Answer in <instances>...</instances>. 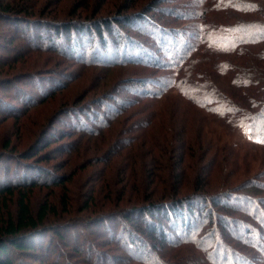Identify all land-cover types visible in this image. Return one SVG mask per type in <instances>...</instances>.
Masks as SVG:
<instances>
[{
	"label": "rangeland",
	"instance_id": "374dc122",
	"mask_svg": "<svg viewBox=\"0 0 264 264\" xmlns=\"http://www.w3.org/2000/svg\"><path fill=\"white\" fill-rule=\"evenodd\" d=\"M82 1L84 0L63 1V11L69 13L78 4L83 6L85 3ZM95 1L89 0L88 7L84 8L92 9ZM117 1L107 0L104 10L105 7L112 8ZM149 1L137 0L143 5L142 8ZM250 1L257 2L255 5L264 8V0ZM225 2L227 1L223 0L215 5V1L210 0H155L154 4L144 10V15L145 20L154 21L157 26L163 25L166 28L161 39L166 40L167 37L168 43L166 41L165 44L170 45H165L164 48L159 46L157 36L149 33L151 27L145 21L137 25L135 22L126 24L124 28L120 25L123 29L121 31L130 33L134 38L138 37L140 42L146 43L148 48L157 54L158 58L153 62L146 57L140 59L141 62L134 59V63L105 66L102 60H95L97 64L80 63L53 51L23 53L22 57L29 59L28 70L37 71L35 80L50 76L53 80L59 78L61 85H54H58L55 92L27 108L28 111L23 116H8L3 119L0 122V143L9 141L7 150L16 153L7 157L9 166L16 161L19 152L28 150L27 164L39 166L57 177L69 178L65 183L66 187L34 188L30 201L33 208L44 200L59 203L63 191H67L69 201L73 204L72 208L64 212L58 206L57 213H51L48 217L50 222L64 219L59 221L63 224H59H62L63 228L69 227L70 235L75 234L78 237L80 247L82 243L88 246L89 242L87 251L92 255L89 264H146L134 260L126 246L114 242L119 240L113 231L116 216L104 214L96 217L95 212L115 213L117 210V214H120L121 209L118 207L135 204L140 189L149 194L146 188H151L157 195L165 188L166 183L177 184L181 188L180 192L192 193L199 188L208 189V195L203 199L208 209L247 223L248 231L244 232L246 227H241L238 221L236 224L233 221L224 222L223 227L220 219L215 217L216 229L225 232L222 239L228 238V249L239 250L247 256L246 258H261L258 246L264 243V222L236 208L240 209L242 206L239 196L246 194L255 202L258 200V215L260 211L264 212V144L248 142L235 123L230 125L222 118L205 112L188 100L182 92L186 84L192 85L195 91L192 96L195 99L205 98L204 95L210 98L219 97L220 93L234 103V106L238 104L236 107L239 108L240 105L251 111L259 109V106L255 107L253 103L264 100V90L262 94L259 93L262 83L238 86L232 80L236 65L242 66L246 71L254 69L264 76V55H260L264 41L248 47L247 51L252 52L249 57V52L234 55L221 47L217 49L209 46L207 44H211L210 38L208 35L204 38L205 30H209L213 35L214 32L210 28L218 29L215 32L218 31L220 36L221 25H233L236 21L250 23V30L257 31L256 26L264 21V17L254 12L235 10L233 7L225 8ZM251 23H256V26ZM202 25L207 27L201 29ZM3 30L6 33L8 26L4 25ZM161 30L159 29V32ZM256 31L253 35L259 34ZM23 43V40L20 42L17 38L11 47H5L6 39H1L0 54H21L25 47ZM197 45L199 49L192 51L182 69L176 72L174 65L180 60L178 58L181 49ZM118 60L128 61L130 58L119 57ZM227 62L229 73L224 75L219 67L221 63ZM19 64L17 66H20ZM25 71L27 70L22 72ZM242 76L240 79H243ZM29 80V77H23L22 81L20 80L21 85H26L24 88L28 90L30 97L39 99V89ZM40 80L41 84L45 82ZM170 81L174 82L173 85L179 82L178 90L165 88L169 87ZM54 87L53 83L52 87L50 84L43 86L47 91ZM154 90H158V93L150 95ZM8 97V101L15 107L24 106L21 100L24 99V94L18 93L16 98L10 94ZM27 102L29 105L32 103L30 100ZM64 105L69 107L57 115ZM71 107L84 118L90 116L89 123H98V132L77 131L76 127L79 126L71 125L74 120L72 118L70 121L71 114L67 113ZM88 109L89 116L86 115ZM50 119L53 120L51 125ZM45 126L47 127L43 136L40 140L37 139ZM257 127L262 132L258 125ZM127 180L129 182H126ZM220 191L230 193L227 201L234 203L233 207H221V199L213 200ZM232 194L238 195V202L233 200V196L230 197ZM87 197H92L90 204L96 205L95 212L90 213L91 209L80 210ZM201 199L197 197L196 201H193L196 212L200 211L198 202ZM93 205L90 207L95 208ZM9 206L13 209V201ZM131 213L137 222L140 218L136 216V211ZM117 216L118 225L121 217ZM120 223L123 224V229L130 226L124 219H121ZM230 226L234 230L230 229ZM214 236L216 238L218 235ZM244 239H248V243L253 242V249ZM152 241L149 239L150 244L146 248L154 250L151 257L160 255L187 264H210L204 253L190 243H164L163 246L161 242L153 245ZM56 246L57 250L51 258L59 259V264H66L67 261V264H88L84 261L85 253H70L71 246L62 245L59 238L56 239ZM97 254L101 259L97 258L94 263ZM29 260L30 263L39 262L35 259ZM237 261L238 259L235 263Z\"/></svg>",
	"mask_w": 264,
	"mask_h": 264
},
{
	"label": "trees",
	"instance_id": "16d2710c",
	"mask_svg": "<svg viewBox=\"0 0 264 264\" xmlns=\"http://www.w3.org/2000/svg\"><path fill=\"white\" fill-rule=\"evenodd\" d=\"M63 1L65 0H0V41L1 39H6L7 44H4L5 47H11L17 38L20 42L22 40L25 42L23 43L25 47L22 53L20 52L21 54H0V122L8 118V116H14L16 118L23 116L28 111L27 108L36 105L37 102L43 101L46 96L55 92L54 90L57 89L56 87H58V85H61L59 78L53 80L50 76L40 78L45 81L42 84V80H35L34 78L37 76L35 73L37 71L28 70L30 69V66L27 67L29 59L26 57L23 58V53L29 54L33 51L40 50H46L48 52L53 51L57 53V55L73 58L76 62L80 63L97 64L94 62L95 60H102V64L105 66L134 63L135 60L136 62H141L140 59L146 57L150 58L153 62L158 58L157 54L149 49L146 43L140 42L137 39L138 37L134 38L130 33L121 31L123 29L120 28V25L124 28L126 24L129 25L135 22V25H137V23L142 21H145V23L151 27L149 33L157 36L160 47L164 48L165 45H170L165 44L166 41L168 43L167 37L166 40L161 39L166 28L163 27V25L157 26L154 21L145 20L144 10L148 9L150 4H154L155 0H150L144 8H142L143 5L140 2L138 3L137 0H118V3L113 4L114 6L112 8L105 7V10L104 3L107 0H96L92 9L84 8L89 5V0H84L82 1L85 3L83 6L78 4L76 8L71 9L69 13L63 11ZM210 1H215V5H217L223 0ZM226 1L227 2H225L223 6L225 8L233 7L232 9L235 10L239 9L248 13L254 12L264 17V8L255 5L257 2L255 3L250 0ZM260 23L261 25L259 26H256V23H251L253 26H256L257 31H255L260 35L257 33V35H253L255 31L250 30V23L236 21V23L229 26L220 24V36L218 31L215 32L218 29L210 28L212 27L210 26L209 28L214 33L212 35L209 30H205L204 38H206L207 35L210 38L209 43L211 44H207L209 46L217 47V49L221 47L222 50L226 49L234 55H242L249 52L248 55L250 57L252 52L247 51L248 47L252 44H260L264 41V21ZM4 25L8 26V31L6 33L3 30ZM205 27H207V25H202L201 29ZM159 29H162L161 32H159ZM112 34L114 36H112ZM213 37H215V39H211ZM10 38L11 40L8 41ZM201 47L202 46H200V48ZM0 49L2 50L1 47ZM126 49L128 52H125ZM198 49L199 45L192 46V48H188L187 46L183 47L178 58L180 59L177 62L178 66H176L177 64L174 65L176 67L175 71H180L188 60L187 58L190 53L192 51L196 52ZM262 49L260 55L263 56L264 48ZM119 57H122V59L130 58V60H118ZM171 57L173 59V56ZM183 59L185 60L183 61ZM18 63H20V66H17ZM228 66V62L221 63L219 70L222 74L225 75L229 73ZM24 69L27 71L22 72ZM241 76L243 79H240ZM23 77H29V81H31V83L33 82L35 87L39 89V99H34L28 95V90L24 88L26 85L23 86L20 82ZM239 79L242 80L243 83L241 82L240 84ZM232 80H234L238 86H249L258 84L259 82L264 85V76L262 77L258 74V71H254V69L253 71H246L245 68H242L240 65L235 66ZM52 83L53 87L56 84L58 85L51 88L49 91L43 88L46 84H50L52 87ZM173 83V81H170L169 87L165 88L169 90H178L179 82L177 81L175 85H173ZM263 85L260 86L262 89L259 93L261 94L262 90H264ZM193 87L194 86L188 84L183 87L184 89L182 92L188 100L205 112L222 118L230 125L235 123L248 142L264 144V142H261L264 141V100L253 103V106H259L257 107L259 109L251 111L240 105L239 108L236 107L238 104L234 106V103L228 101L227 98L220 93L219 97L210 98V96L204 95L206 99H195V97L192 96L193 93H195ZM18 93L25 95L24 99H21L24 105L21 106V108L15 107L14 104L12 105V103L8 101V95L11 94L13 98H16ZM157 93L158 90H154L150 95ZM261 96L262 95H260V97ZM27 100L32 101L31 105L28 104ZM261 104L263 105L261 106ZM68 107V105H64L57 115L65 111ZM73 109L75 108H69L67 113L68 115L71 114L69 120L71 121L72 118L74 120L71 125L75 127L79 126L76 127L78 128L76 129L77 131H85L86 133L98 132V128L100 127L98 123H89L91 121L89 109L86 114L89 117L86 118H84L80 112ZM114 109L117 110V108ZM55 116H53V119ZM52 121L53 120L50 119V125ZM256 122L258 123L256 124ZM106 123L107 121H105V124ZM256 125L261 128L262 132L259 131L258 127L256 128ZM47 126L41 129L37 139H41ZM54 138L55 136L53 135V140ZM9 145V141L3 144L0 143V264H59V259L56 257L51 258L53 253L57 250L56 239L58 238L62 245L68 244L71 246L70 253L80 254L83 252L85 253L84 261L86 263H88V261L90 262L89 258H91L92 255L87 251L88 247H90L89 242L88 246L86 243H82V247H80L78 245V237H76L75 234L71 236L69 227L63 228V223L59 222L64 219L50 222L51 220L48 217L51 213H57L58 206H60L64 212H68L72 208L71 206H73V204L69 201L67 191H63L59 197V203L44 200L36 208H33L31 205L30 196L34 188L66 187L65 183L69 178L67 176L57 177L45 169L39 168V166L27 164L26 153L28 150L19 152L16 161L13 162L12 166H9L6 162L7 157L16 154H13L11 150H7ZM152 157H155L154 154ZM128 176L131 178L130 174ZM126 182H129V180ZM147 189L149 194L144 193L142 189H140L135 204L129 207H118L121 209L119 212L120 214H117V210L115 213H113L114 211L95 212L96 205L90 204L92 197H87L84 202H82L80 210L91 209L90 213L95 212L96 214H94L96 217L104 216V214H114L117 218V215H119L121 219L128 222L130 226L123 229V224L120 223L121 219L118 220L117 225L116 221L118 218H114L113 231L119 238V242H114L118 243V245L120 243L126 246L129 253L134 256V260L145 262L146 264H187V262H180L179 260L166 258L160 255L156 256L157 258L151 257L154 250H151L152 248L146 249L150 244L149 239L153 240L151 244L156 245L157 242H161L163 246L167 244L182 245L190 243L198 248L201 253H204L210 264H264V243H260L258 239L259 243L262 244L258 246L261 251V258H254L252 256L246 258L247 256H244L239 250L228 249V238L222 239V235L225 232L216 229L215 220L217 219H215V217L217 216L218 219H220V223L223 227L226 222L231 223V221H233L236 224L238 221L240 226L246 227L244 232L248 231L246 226L247 223L237 219L235 220L234 218L231 219L228 216L225 217L222 213H216L214 210L208 209L206 201L203 200L206 199L208 195V189L199 188L196 192L192 193L188 191L180 192L181 188L175 183H166L165 188H162L159 192L160 194L157 195H155L151 188H146V190ZM229 194L225 191H220V193L213 197V200L215 198L221 199V207H233L234 203L232 204L227 201L229 199ZM231 196H233V200L235 199L236 201L238 195L232 194L230 197ZM197 197L202 198L200 202H198L200 203L199 212L195 211L196 209L193 203V201H196ZM239 197L241 198L240 201H242V206L240 209H236L264 222V212L260 211V215H258L257 212L259 209L257 204L258 200L255 202L252 197L246 194H242ZM12 201L14 203L13 209L9 206V203ZM238 201L239 200L236 202ZM91 205L95 208L90 207ZM97 207L99 208V206ZM131 211H136V216L141 220L139 219L135 222L131 216ZM107 219H109V217ZM69 220L71 221V219ZM230 229H232L231 226ZM232 230H234V228ZM174 231H176V233H174ZM215 234L218 235L216 238L214 236ZM244 240L246 244L252 248L253 242L248 243V241H246L248 239ZM89 241H91V239ZM83 247H86V250ZM63 254L65 253L63 252ZM97 258L101 259L97 254L93 261L94 263H96ZM202 258L204 261V257ZM29 259H35L39 262L30 263ZM236 259H238L237 263H235ZM93 262L91 261V263ZM96 264H98V262ZM192 264H195V262H192Z\"/></svg>",
	"mask_w": 264,
	"mask_h": 264
},
{
	"label": "snow or ice",
	"instance_id": "6c2138e0",
	"mask_svg": "<svg viewBox=\"0 0 264 264\" xmlns=\"http://www.w3.org/2000/svg\"><path fill=\"white\" fill-rule=\"evenodd\" d=\"M261 142H264V141H261Z\"/></svg>",
	"mask_w": 264,
	"mask_h": 264
}]
</instances>
